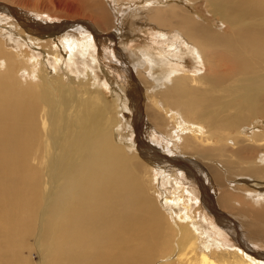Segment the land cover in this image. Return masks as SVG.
Returning a JSON list of instances; mask_svg holds the SVG:
<instances>
[{"label":"bare ground","instance_id":"obj_1","mask_svg":"<svg viewBox=\"0 0 264 264\" xmlns=\"http://www.w3.org/2000/svg\"><path fill=\"white\" fill-rule=\"evenodd\" d=\"M62 1L51 3L56 2L58 10L67 13L65 16H79L85 10L77 3L82 0ZM207 1L224 28H209L184 10L181 6L188 5L180 0L153 3L121 0L118 6L107 0L109 6L103 2V9L100 7L104 10L101 21L105 24L116 21L118 25L103 33L89 16L93 12L88 14L90 19H70L59 24L44 22L45 26L39 17L27 21L31 13L26 16L19 7L0 1V10L8 17H16L20 29L28 35H60L70 52L79 44L75 30L80 27L100 40L103 61H109L113 53L103 38L113 39L121 62L120 67L113 69L122 80L120 87L129 93L130 109L135 115L134 129L139 135L132 159L128 156L131 150L116 142L117 133L112 130L116 123L103 108L96 107L91 97L69 122L68 108L78 99L74 95H60L64 100L61 99V105L59 98L49 95L47 88L39 94L34 88H24L15 77L19 71L14 69L19 64L17 55L12 56L0 47V259L3 257V262L15 264L19 245H25L22 240L30 237L36 241L32 250L39 253L42 264H220L218 249L224 254L239 253L254 264H264V250L253 247L254 241L259 244L262 240L264 244V135L254 129L251 135L246 132L248 119L264 118V0ZM14 3L24 5L23 8L32 7L28 1ZM39 3L42 11L49 12L44 5L47 2ZM48 7L51 10V5ZM124 23L129 27H124ZM145 28L153 30L157 50L150 51V45L130 49L132 30L139 32ZM14 35L7 34L5 41L17 42L18 35ZM185 46L187 52L183 50ZM186 53L193 61L202 60L203 75L197 78L196 74H185ZM135 70L144 84L136 81ZM142 85L154 93L157 87L165 86L156 100L157 108L149 111L151 124L158 131L169 134L165 116L170 111L175 127L179 115H189V120H183L192 130L180 126L174 133H178V139L170 137L174 151L184 155L170 158L141 139L145 118ZM37 98L52 114L48 126L50 156H38L42 152L39 140L42 133L36 119L40 115L34 101ZM52 104L61 109L53 108ZM163 106L171 109L164 110ZM196 125L207 128L205 137L197 136L198 128H193ZM186 132L195 134V140L186 137ZM183 142L194 152L186 151ZM197 145H204V150H197ZM141 159L164 175L166 193L160 201L170 218L165 213L161 216L159 209L144 199L139 174ZM36 160L45 167H36ZM167 163L173 169L181 168L192 185L166 175L171 168ZM45 171L51 188L43 199L42 194H47L48 189L44 186ZM211 182L219 189L220 201L216 202L210 192L215 189ZM233 213L239 214L252 231L242 230L232 219ZM204 222H211L221 235L222 232L229 235L223 233L225 242L216 239ZM163 233L164 244H158ZM230 244L235 245L228 252L225 245Z\"/></svg>","mask_w":264,"mask_h":264},{"label":"rangeland","instance_id":"obj_2","mask_svg":"<svg viewBox=\"0 0 264 264\" xmlns=\"http://www.w3.org/2000/svg\"><path fill=\"white\" fill-rule=\"evenodd\" d=\"M0 1L6 2V4H8L9 6L19 7V10H23L25 12L24 15H26V16L31 13L30 15L32 17H29V15H28L26 20L30 19V18H34L36 20H39V19H37V17H39L40 20H42V23L51 22L52 24H56V23L59 24L60 22L67 21L70 19H72L70 21H75V20H78L80 18L88 17L87 19L91 18L94 20V22L97 24V27H98V30L100 33L101 32L103 33V30L106 31L107 28L112 30L115 25H118V22H116V21L115 22L112 21L111 23L108 22L106 24L101 21L102 18H100V17H102L103 12H104V10L102 11V9L105 5L103 2L107 3V0H91L92 2L90 0H84V1L83 0L82 1L76 0L77 3L80 5V8L82 7V10L85 9L84 11H82L83 14L81 12V15H79V16H73V15L65 16V15H67V13L61 12L60 10H58L57 3L56 2L51 3L52 0L51 1L50 0L49 1L43 0V2H47L44 5L47 6L49 12L42 11V9L38 6L39 4H41L39 2H41L42 0H36V1L32 0L33 2L31 0H21V1L30 2L29 5L32 6L30 8H23L24 5L15 4L14 3L15 0H0ZM110 1L114 4H117L116 6H118L119 3H121V0H119V3H117L118 2L117 0H110ZM144 1H146L148 3L149 2L153 3V1L156 2L157 0L156 1L155 0H144ZM173 1H175V0H173ZM180 1H182V4L188 5L185 7H184V5L181 6V7H183L184 10L188 11V13H190L193 17H198L199 19H201L204 22V24H206L209 28L221 29V26H223L222 28H224V25L222 24L221 18H219L217 15H215L214 12H211L210 9L208 8L209 1H207V0H195V1L180 0ZM62 2L66 3L65 0H63ZM85 2H86V5H85ZM92 3H93V5H92ZM98 3H100V4H98ZM48 4L51 5V10L49 9ZM89 4H91V5H89ZM137 5H136V7H137ZM108 6H109V4H108ZM98 7L99 8L101 7L102 9L101 8L99 9ZM86 9H87V11H89V12H87V14L85 13ZM104 9H106V6ZM140 11L142 12L141 9H140ZM90 12H93L92 14L93 15L95 14V15L93 16ZM73 14L76 15L75 12H73ZM88 14H89V16H91L90 18L88 16ZM96 15L98 16V18ZM7 17H8V15H6V13L4 11L0 10V38H1L0 39V47L4 48L12 56L17 55L16 56L17 58L16 57L15 58H16V60L18 59L17 63H19V64L17 66H15L14 69H19V71H18V74L15 75V77L17 79H19L22 86L24 88H27V87L28 88L29 87L34 88L35 90H37L38 94L40 93V90L44 91L47 88L46 90L48 91L49 95L55 96V98H59L58 102L61 105H62V102L64 100L62 99V97L60 95H63V94H65L64 96H68V95L73 96L74 95V97H76V100L78 99V102L75 101L74 105H70L68 108L69 110L67 113H69V112L71 113V114L69 113L67 116V118L69 119V122L72 121L74 118H76L75 115L79 114L78 112H81L84 109V107H82L83 103L87 100V98L91 97V101L93 103H95L96 107L103 108L104 109L103 111L108 114L111 121L113 123H116L112 128L113 132H115V134L116 133L118 134V135L116 134V138H118L116 142L123 149L127 148V149L131 150V152L128 156L130 158L134 159V157H135L134 151H135V149L138 148L136 140H137V137H139V135L137 134L138 131L136 129H134L133 122H134V116L135 115H134V112L130 109L131 102L129 99V93H127L123 87H120L119 83L122 80H120L121 78L119 77L120 75H118V72H116L117 73L116 74L114 69H113V67L115 69H117V67L121 66V62H120L119 58L117 57V53H116V49H115L116 42L109 37L103 38V40L106 39V41H107V44L109 46L108 49L112 50L114 53V54L111 53V55L113 57L110 56L109 61L106 62V61H103L102 58H100V46H99L100 40H98V39L96 40V38L91 34V32L87 31L86 28L84 29V27H80V29L75 30L77 37H78V40H79V44L76 46L75 49H73L72 52H70V50L66 49L64 47V45L62 44V41L60 40V38H61L60 35L59 36L58 35L52 36V37L50 35L49 36L45 35L43 37H39V36L31 33V36H30L26 33L25 30L20 29L22 27H20L21 25L19 23H17L16 17H14V16L8 17L9 19ZM94 17L96 18V20ZM48 19H50V20L48 21ZM1 22H3V23H1ZM45 26H46V24H45ZM126 26H127V28L129 27V25H126L124 23V27H126ZM5 27H6V29H5ZM150 29L151 28H145L144 30H140L139 32L137 30L133 29L132 32L134 34H133V38H131V40L128 43L129 48L130 49H132V48L133 49H140L141 47L146 48L147 45H150L149 50L152 52L156 51L158 48V45L155 43L156 38H154V36H153L154 32L152 29L151 30ZM20 30H21V32H19ZM14 33H17V35H18L15 38V40L17 42H13L11 44H8L5 41V37L7 36V34L8 35L11 34V35L15 36ZM104 34H105V32H104ZM21 37L24 39H21ZM20 39H21V41L19 42ZM51 40H53V41H51ZM158 40H160V39H158ZM52 42H55V43L52 44ZM80 42H81V45H80ZM24 43H25V45H24ZM5 44H7V45H5ZM58 44H59V47H58ZM3 45H4V47H3ZM11 45H12V47H11ZM9 47H11V48L9 49ZM13 49H14V51H13ZM183 50H185L187 52V47L185 46L183 48ZM68 54L70 55V58L68 57L69 56ZM186 55L188 56L190 54L186 53ZM71 58H72V61H71ZM193 60H194L193 57H191V56L187 57L188 64H186V68H185L184 72L186 71L185 74H190V75L196 74V77L198 78L200 76V74H202V75L204 74L205 70H204V68H202L203 67L202 60L201 61H196V60L193 61ZM25 65H26V68H25ZM134 72H135L134 75H137L136 81L140 82V84H144L142 78L140 77L141 75H139V71L135 70ZM59 86H61V87H59ZM164 88H165V86L159 87V88L157 87L156 92L154 93V90L152 91L148 87H145L143 85L141 87L140 93H141L142 101H143L142 110H143V113L145 116L144 124L142 126V129H143L142 133L143 134H141V139H143L146 143L151 144V146L158 148L162 152V154L167 155L170 158H173V157L178 156L179 154L184 155V153L183 152L178 153V152L174 151L175 149H174V146H171L170 137H173L174 140L178 139V133H176V134H174V133L177 131V128H179L180 126H182L183 128H186V129L187 128L191 129V128H189L190 125L187 124L183 120V118L188 119L189 115H187V114H182V115L178 116V120H177L178 125L175 127V125H173V123L171 122V117H170L172 115L171 111L169 112V114L166 115L167 117L165 116V118L167 119L165 123L168 126V128H170V131L168 132L169 134H167L163 131H161V132L158 131L151 124V121L149 118V111L157 108V106L155 105L156 100L159 97L158 95H160L161 91L164 90ZM146 90H148V91H146ZM34 101L36 102L37 106H39V108H40L39 112L37 113V115L38 114H40V115H39V117L36 116V119L38 121L37 123L39 126V130L42 133L41 138L39 139L42 142L41 143L42 152L39 151L38 156H40V155L50 156V154L52 155V150H51L52 145L49 142L48 130L50 128H48V126H50V124H51L52 114H50V110H47V106L38 102V98L35 99ZM51 106L53 108L55 107L57 109H61V108H59L53 104ZM163 107H164V110L165 109H171L168 106H163ZM62 111L65 114L64 109ZM64 118H66L65 115H64ZM189 118H191V117H189ZM190 121L194 122V120H192V118L190 119ZM248 122L249 123L247 124L248 127L246 130L248 135L252 134V129L257 130L258 133H260V135H264V118L263 117L251 118V121H250V119H248ZM193 128H198L197 136L200 135L201 137L202 136L205 137V134L207 131L206 127H205V129H203V128H199L196 125ZM184 135L186 137H192L194 140L196 138V135L193 134L192 132H186ZM152 139H154V140H152ZM162 140L163 141L167 140L168 143L166 144ZM183 143H184V146L186 147L185 148L186 151L194 152L193 149L188 148V146L186 145L185 142H183ZM203 144H206V143L203 142ZM167 146H169V148ZM197 146H199V145H197ZM203 146L197 147V150H199V151L204 150ZM195 159L198 160L199 158L198 159L195 158ZM141 161H142V159H141ZM142 162H143V164L140 165L142 171L139 174L141 175L140 180H142V182L140 183L141 189H142L143 193H145L144 199L152 202L153 206H155L157 209H159L161 216H163V214L165 213L164 216H166L167 218H170L169 216L166 215V211H165L164 207H162V204L160 201L162 199V195L166 193V191H165L166 187L162 183V178L164 177V175L163 174L161 175V173H159V171L157 172L156 169H154L153 166L150 165L148 161L143 160ZM34 164L36 167H40V166H41L40 168L45 167V165H43V167H42V163H38V160L34 161ZM166 165L168 167L172 166L169 163H167ZM174 168L175 169H173V167H171L168 170V172L166 173V175H168L172 178H175L177 180V182L182 183L184 185H192V182H189L186 179V173L181 168L180 169H178L176 167H174ZM154 170H155V172H154ZM169 172H170V174H169ZM173 175H174V177H173ZM205 178H207V177L205 176ZM211 178L212 177H210V179ZM47 179H48V171H45V181L46 182L44 181L45 182L44 186H46V188H48V189H47V194H42L43 199H44V197H46L49 194V191L51 188V184L49 185V181ZM211 183L215 189L211 190L210 192L213 195L214 200H216V202L220 201V200H218L219 189H218V187H216L217 185L214 184V182H211ZM195 186L198 190L201 189L200 185H195ZM167 193H169V192H167ZM160 195H161V197H160ZM235 206H234V208H232V210L235 209ZM192 215L194 216V213ZM233 215L232 216L234 218H232V219H234L235 222L238 223V225L240 226V228L242 230L252 231V230L248 229V225H247V223H245L244 219H240L239 214L233 213ZM205 224H207V227L209 228V230L212 229V232L215 234V236H217L216 239H220L221 241L225 242V237L222 236L224 232L221 231L222 232V235H221L219 233L220 230L213 228L211 222L205 223ZM33 231H34V229H33ZM224 235L229 236L226 233H224ZM163 236H165L164 233L162 235H160L161 239L160 238L158 239V241H157L158 244H164L163 241H164V239H166V237L163 239L162 238ZM261 241H258L259 244L258 243L255 244V241H254V243H253L254 249L256 248L257 250H262V249L264 250V244H263V241L262 242ZM22 242H25V245L23 243H22L23 246H21V244L19 245V248H21L20 252H19L20 254L17 257V259H16L17 261L15 262V264H42V259H41V257H39L40 256L39 253L36 250L35 251L32 250V246L33 247L36 246V241L30 237H26L22 240ZM260 242L262 245H260ZM134 244H137V243L135 242ZM254 244H255V246H254ZM233 245H235V244H233ZM233 245H231V244H230V246L225 245V249L228 250V252H229V250L232 251ZM250 247H252V246H250ZM218 251L220 253L219 254L217 252V254H219L218 259H220V261L218 263H220V264H236L237 262L239 264H254L253 261H250V260L246 259L245 257H242V255H240L239 253L237 255H232V254H224V253H222V251L220 249H218ZM11 254H13V252H11ZM17 254H18V252L15 253V255H17ZM160 255H163V253L161 252ZM234 258H235V260H234ZM242 258H243V260H242ZM1 259H0L1 264H6L5 262H3L4 261L3 257H1ZM189 264H194V263H189ZM256 264H260V263L257 262Z\"/></svg>","mask_w":264,"mask_h":264}]
</instances>
